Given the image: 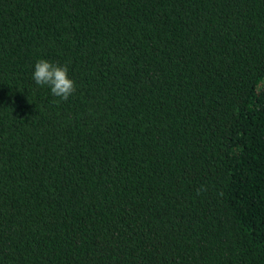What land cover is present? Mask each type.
I'll use <instances>...</instances> for the list:
<instances>
[{
  "label": "trees",
  "instance_id": "obj_1",
  "mask_svg": "<svg viewBox=\"0 0 264 264\" xmlns=\"http://www.w3.org/2000/svg\"><path fill=\"white\" fill-rule=\"evenodd\" d=\"M0 264H264V0H0Z\"/></svg>",
  "mask_w": 264,
  "mask_h": 264
},
{
  "label": "clouds",
  "instance_id": "obj_2",
  "mask_svg": "<svg viewBox=\"0 0 264 264\" xmlns=\"http://www.w3.org/2000/svg\"><path fill=\"white\" fill-rule=\"evenodd\" d=\"M33 79L39 86H48L51 94L59 98L57 103L67 100L76 91L75 82L69 78L68 67L45 59L35 63Z\"/></svg>",
  "mask_w": 264,
  "mask_h": 264
}]
</instances>
